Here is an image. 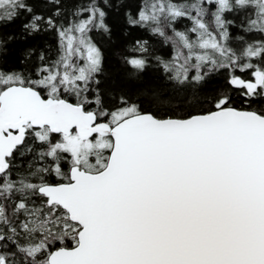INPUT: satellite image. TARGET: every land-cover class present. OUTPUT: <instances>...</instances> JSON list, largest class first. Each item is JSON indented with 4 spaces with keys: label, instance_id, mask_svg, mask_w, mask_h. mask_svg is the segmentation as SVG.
Wrapping results in <instances>:
<instances>
[{
    "label": "snow or ice",
    "instance_id": "snow-or-ice-1",
    "mask_svg": "<svg viewBox=\"0 0 264 264\" xmlns=\"http://www.w3.org/2000/svg\"><path fill=\"white\" fill-rule=\"evenodd\" d=\"M43 3L0 0V264H264V0H141L170 54L134 40L123 79L94 36L115 0Z\"/></svg>",
    "mask_w": 264,
    "mask_h": 264
},
{
    "label": "trees",
    "instance_id": "trees-1",
    "mask_svg": "<svg viewBox=\"0 0 264 264\" xmlns=\"http://www.w3.org/2000/svg\"><path fill=\"white\" fill-rule=\"evenodd\" d=\"M119 5L114 11L110 13L109 23L113 28V35L111 38L101 37L94 33L97 43L102 47L106 56V72L114 77H120L123 79L126 73L125 67L120 61L121 52L130 47L132 42L136 39H146L150 45L156 49L157 54L167 57L170 54V48L162 46L159 43L158 38L151 36L150 33L139 28L130 27L127 24L125 13H129L133 16L136 15L138 8L140 7L141 0H115ZM36 10L43 13L44 15L50 14V7L43 3V0H35ZM75 3V0H65V7L70 11ZM21 23L18 21L5 29L4 34H14L17 37L21 34ZM46 46H51L54 54L56 41L54 33H45L43 35L30 37L27 40L17 39L10 46V55L8 57L9 67H21L20 59L22 58L24 51L28 48H35L37 52L45 49ZM162 71L153 64L146 71L143 82L146 84L156 85L164 87L165 90H170L167 87L168 82L163 78ZM225 83L224 76L217 73L215 76L214 83L211 85L212 88L222 87ZM129 88H134V84H128ZM184 93H181L176 103H179V99L184 97ZM191 99V98H189ZM259 107V106H256Z\"/></svg>",
    "mask_w": 264,
    "mask_h": 264
}]
</instances>
